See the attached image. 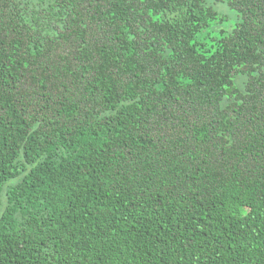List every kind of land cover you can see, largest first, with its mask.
Returning <instances> with one entry per match:
<instances>
[{
    "label": "trees",
    "instance_id": "obj_1",
    "mask_svg": "<svg viewBox=\"0 0 264 264\" xmlns=\"http://www.w3.org/2000/svg\"><path fill=\"white\" fill-rule=\"evenodd\" d=\"M0 264H264V0H0Z\"/></svg>",
    "mask_w": 264,
    "mask_h": 264
}]
</instances>
